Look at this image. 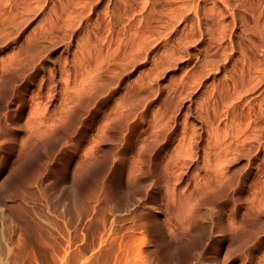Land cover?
Returning <instances> with one entry per match:
<instances>
[{
  "label": "rangeland",
  "instance_id": "rangeland-1",
  "mask_svg": "<svg viewBox=\"0 0 264 264\" xmlns=\"http://www.w3.org/2000/svg\"><path fill=\"white\" fill-rule=\"evenodd\" d=\"M0 264H264V0H0Z\"/></svg>",
  "mask_w": 264,
  "mask_h": 264
}]
</instances>
